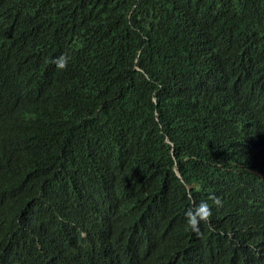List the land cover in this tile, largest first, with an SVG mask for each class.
<instances>
[{
	"label": "trees",
	"instance_id": "1",
	"mask_svg": "<svg viewBox=\"0 0 264 264\" xmlns=\"http://www.w3.org/2000/svg\"><path fill=\"white\" fill-rule=\"evenodd\" d=\"M0 264H264V0H0Z\"/></svg>",
	"mask_w": 264,
	"mask_h": 264
},
{
	"label": "clouds",
	"instance_id": "2",
	"mask_svg": "<svg viewBox=\"0 0 264 264\" xmlns=\"http://www.w3.org/2000/svg\"><path fill=\"white\" fill-rule=\"evenodd\" d=\"M61 68L64 67V61L62 60L59 64ZM219 203V201H216ZM210 215V209L207 202L201 201L200 204L194 209H190L186 211L185 216L187 218L188 223L195 228L197 223L201 220H206Z\"/></svg>",
	"mask_w": 264,
	"mask_h": 264
}]
</instances>
